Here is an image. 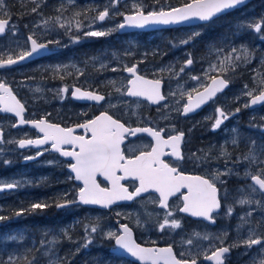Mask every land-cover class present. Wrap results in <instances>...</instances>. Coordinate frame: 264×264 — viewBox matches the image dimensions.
<instances>
[{"label":"rangeland","instance_id":"374dc122","mask_svg":"<svg viewBox=\"0 0 264 264\" xmlns=\"http://www.w3.org/2000/svg\"><path fill=\"white\" fill-rule=\"evenodd\" d=\"M5 1L3 0L0 4V13L6 12ZM61 1L74 4V0ZM82 2L84 3H79L80 6L94 7V11L79 13L80 15L76 17L73 15L72 19L68 20L61 19V23L71 22L70 30L60 27L56 20L51 18L34 19L28 14L22 17L21 25L16 22V18H10L11 23L6 32L7 40L1 39L0 48L8 42L9 49H21L28 35L46 38L47 42H60L58 43L60 45L55 46L59 50L69 48L62 57L51 62L49 60L47 64L39 67V77L42 76L40 80L30 79L31 74L25 77L30 70H37V68L23 66L14 70L15 77L10 80V84L16 89L15 92L23 95L24 102L31 107L33 105L35 111L42 116L73 117L78 112L86 114L92 109L89 105L77 108L71 102L67 92L71 85L77 84L82 88L98 89L97 91L107 94V100L97 105L98 110H109L119 118L123 116L141 122L143 115L150 113L152 108L144 101L130 99L124 95L127 77L123 70L131 65H138L142 75L151 79H164V94L167 100L153 108L159 113V121L155 119V123L173 124L188 94L194 92L193 89L204 86L205 80L207 82L212 74L214 76L220 72L229 73L235 70L237 77L230 79L233 82L232 88L220 94L201 115L193 119L179 120V123L198 131L199 138L196 137L197 140L194 143L198 154L200 149L208 143L206 148L208 147L211 154L210 156L206 154L205 158L206 161L210 160L211 167L207 171L209 173L206 172L207 175L204 176L212 179L217 173L221 174L220 179L216 181L222 189L220 197L224 200L223 209L216 216L220 220L213 228L206 225L201 227L205 235L212 237L211 240H204L198 238L193 232L199 229L198 226L185 224L181 220L180 227L166 226L161 231L159 224L163 223V217L159 214L156 204H153L152 197L137 201L131 206L117 207L112 214L101 211H81L76 207L57 209L56 217L60 223L54 228L43 226L34 228L33 233L22 242L19 241L22 237L20 232L18 238L12 240L14 231H10L7 238L9 244H5L4 237L0 235V264H5L9 256H13L22 264H26L25 257L28 260L35 258V264H49L50 259H56V257H59L58 264H128L110 253L114 239L110 238L108 233H119L113 214L138 230L143 242L151 238L153 231L163 234L165 240L177 241L180 243L179 253L188 257L187 259H192L194 256L201 259L203 252L206 251L209 254L218 247L227 246L232 251L226 258L227 264H252L250 257L256 254L259 246L254 245L246 253V248L241 241L247 237L249 227L255 228L257 235L264 238V194L256 192L251 195V198L254 201H260V204L241 206L237 201L242 195L248 193L247 185L251 183L250 179L245 177V170L250 166L243 158L250 151H254L261 159H264V143L257 142L255 136L245 132L241 124V117L244 115L249 122L254 118L264 120V105L253 109V112L245 107L250 99L245 94L246 91L257 89L258 93L260 82L264 80V0L252 1L230 12L233 15L228 23H226L227 20L215 19L209 26L201 24L155 32L122 34L118 32L117 25L123 21L125 14L135 11V4H139L146 13L179 5L173 6L169 4V0L161 2L157 0H82ZM94 2L96 6H93ZM105 8H108L109 16L104 21H99L96 17ZM45 21L49 22L45 24ZM77 21L81 24L79 28H77ZM257 23H262L260 32H256L251 27ZM217 28L222 29L219 35L206 39L202 44L199 43L197 46H201V50L199 53L195 52L194 39L201 37L204 30ZM89 31H103L106 34L104 36L86 35ZM63 32L66 36H62ZM6 48L5 51L8 54L9 50ZM233 48L237 49L235 53H231ZM229 53L232 54L233 65L226 71H221L220 61ZM236 56L240 59L236 60ZM189 57L193 63L186 65L185 62ZM211 65H216V69L210 70ZM181 68H184L183 72L180 71ZM193 76L199 79L193 80ZM245 85L248 86L247 89ZM65 88L68 89L67 92L64 91ZM143 108L145 110H142ZM217 109L224 111L229 118L224 120L218 128L213 129L215 119L219 116ZM236 109H239V112ZM179 117L182 118L181 115ZM257 123L259 122H256L254 126L250 123L246 125L255 129L264 128V122L260 123L259 127ZM233 140L237 143L233 144ZM244 147L246 154L238 150ZM222 152H226L227 155H222ZM6 155V153L0 155V162ZM13 166L14 164L9 161L0 164V184L18 182L19 188L33 184L34 175H23L25 173L13 175ZM250 170L254 173L256 167L251 166ZM44 181H46L45 177H41L38 183L42 184ZM235 181L241 193L236 187H230V184H235ZM39 188L45 189L43 185ZM15 193L16 191L0 194V199L9 195L13 196ZM2 200H0L1 210ZM228 207L233 209L231 216L226 214ZM249 211L252 212L251 217L246 216ZM23 215L20 218L25 217ZM67 216H74L81 222L80 236L70 237V231L75 228V225L71 222L72 219L64 220ZM242 216L248 223L241 221ZM242 224L243 227H240ZM92 226H97V232H91ZM5 227L7 229V226ZM1 232L2 229L0 234ZM172 232L179 233L182 237L179 238ZM186 234L189 236L187 237ZM191 238L198 241L193 242L194 246L189 247L186 241ZM89 239L91 243H88ZM41 241H44L45 246L51 250L50 256L44 254ZM11 242L14 244L12 245Z\"/></svg>","mask_w":264,"mask_h":264},{"label":"snow or ice","instance_id":"6c2138e0","mask_svg":"<svg viewBox=\"0 0 264 264\" xmlns=\"http://www.w3.org/2000/svg\"><path fill=\"white\" fill-rule=\"evenodd\" d=\"M35 2V0H33ZM244 0H186L180 7L169 8L159 11H149L144 13L143 8L139 4L134 5L135 11L130 15L124 16V22L118 27H144L147 24H170L178 23L182 21H188L191 19H198L200 21L210 20L213 16L221 13L225 10L236 7L242 4ZM3 0H0V4ZM37 7H33L31 11L37 12ZM61 9H57L60 12ZM80 15L79 13L76 14ZM109 16L108 8L99 12L96 19L104 21ZM6 17V18H4ZM10 14L7 12L0 13V34L5 33L6 29L10 25ZM56 22L62 28L70 30L71 22L67 24L61 23V17H55ZM49 21H45L47 24ZM81 26L77 21V28ZM256 32L262 30V23L251 25ZM106 33L103 31H89L86 35L89 36H104ZM28 41L31 42L30 50L23 51L16 58L12 55H8L6 59L0 56V68L11 66L16 64L20 60H24L25 57H30L34 53L45 49L47 45L37 42L33 35L28 36ZM49 43H52L50 41ZM188 43V41H183ZM220 51V50H218ZM237 49L233 48L231 53H235ZM246 52V50H245ZM229 53L220 61V70L226 71L227 68L233 65L232 54ZM236 60L240 57L236 56ZM186 65L193 63L189 57L186 60ZM216 65H211L210 70H215ZM125 70L132 74V78L127 81L125 94L131 97H144L152 103H158L164 99V96L160 92V80H148L143 76L137 74L136 65L126 67ZM115 71V69H113ZM181 72L184 68L180 69ZM83 75V73H80ZM193 80H198L199 77L193 76ZM212 84L210 86H204V91L197 92L195 100L191 93L188 94V103L183 107V114H187L199 107L207 99L215 96V94L221 91L227 84L224 79H218L212 77ZM248 86L245 85V89ZM39 91V89H37ZM68 91L67 88L64 89ZM120 91V89H117ZM196 91V89H193ZM79 94L78 98H83L97 103L104 101L103 95L91 92L81 91L80 88H76L73 95ZM250 97V102L245 104V107H249L256 104L264 103V80H261L259 91L257 89H251L245 93ZM0 111L5 113H14L16 117H19V124L30 123L32 126L43 133L42 138L38 139H21L15 141L20 148H24L29 145L42 146L51 143V148L59 152L64 157H71L74 162L69 164L71 172L75 173V180L82 181L83 186L79 188L77 193L78 202L83 204L101 205L108 207L116 201H131L135 197H139L142 193L148 192L150 189L158 193L159 207L163 209L169 208V198L180 194L182 200V207L179 208L180 212L188 213L194 217H201L212 223H215V218L212 215L218 209L221 208L219 189L217 188L216 181L220 179V173H217L212 179L205 178L204 176H190L185 175L179 171L177 167L165 162L162 159L166 153L165 149L170 148V155L177 160H182L183 156L180 151V145L184 136L183 132L176 135H170L165 139L161 133V130H155L151 127H137L129 128L125 127V124L121 123L117 119H113L106 111L101 112L100 115L94 119L85 121L82 124H77L75 128H63L57 124L47 122L45 119L36 121H25L23 119V112L25 111L24 105L13 94L12 89L4 82L0 81ZM239 112V109H236ZM219 116L215 119L213 129L218 128L224 120L229 117L221 109H217ZM18 125H13L16 127ZM76 128L83 129L85 133L89 135H75ZM148 133L154 138L155 144L151 147L150 151H141L138 155L132 157H126L121 150V144L124 141L125 134L136 135L137 133ZM13 141H8L12 143ZM5 143L3 140V133L0 131V144ZM237 143L233 140V144ZM64 145L71 146V150H65ZM222 155H227L226 152H222ZM34 157H26V159H33ZM249 166H255L256 171L253 173L250 167L245 170V177L251 180V183L247 185L249 189L246 195H242L238 199L237 203L241 206L251 205L253 203L260 204V201H254L251 195L256 192L264 194V159H261L256 152L250 151L244 158ZM239 160V158H238ZM97 176H103L110 184V187H101L97 181ZM132 178L138 181V186L135 190L130 192L128 188L121 183V181ZM19 186L18 182L3 183L0 184V191L11 190ZM186 189V191H182ZM227 198V193H225ZM77 201H67L63 203H57L56 207H67L71 203ZM48 205L43 203L32 204V209L44 208ZM233 212L232 207L227 208L226 214L231 216ZM21 212H17L16 215H20ZM172 211H167L163 218V223L159 224L161 231L166 226L171 228L180 227L179 222L176 219H169L172 217ZM247 217L252 216V212L246 213ZM5 217L0 216V220ZM241 221L248 223L244 216L240 217ZM243 227V224L240 225ZM122 233L117 234L115 232H109L108 236L115 240L116 246L127 251L132 256L138 257L143 261H150L151 264H197V258L194 256L192 259H178L173 252L171 246L166 248H143L132 239L131 229L127 225H122ZM87 231V228L85 229ZM97 226L91 227V232H97ZM66 234V233H65ZM198 238L204 240H211L212 237L208 235L200 236L196 234ZM53 243V242H49ZM88 243H91L89 239ZM187 244L193 243L192 239L186 241ZM222 243V241H221ZM241 243L246 248V253L252 249V247L259 246L254 256L250 257L252 264H264V238L257 235L256 229L253 227L248 228V234ZM41 247L44 248V254L46 256L51 255V250L45 246V242H40ZM86 246V245H85ZM229 252L228 247H219L216 250L211 251L208 254L203 252L205 260L214 261L215 264H222V257L225 253ZM26 264H35V258L28 260L24 258ZM59 257L56 259H50L49 264H58ZM5 264H17V259L13 256H9Z\"/></svg>","mask_w":264,"mask_h":264},{"label":"flooded vegetation","instance_id":"af4514ba","mask_svg":"<svg viewBox=\"0 0 264 264\" xmlns=\"http://www.w3.org/2000/svg\"><path fill=\"white\" fill-rule=\"evenodd\" d=\"M50 1L53 0H36V2H33L34 7H37V5L42 4V3H48ZM58 2H62L61 0H56ZM77 2H81L82 0H76ZM41 11V6L39 5L37 8V12H35L34 14L32 13V11H30V16L33 17L34 19H37L38 16H40L41 14H36L38 12ZM28 14H24L22 17H25ZM42 18V15H41ZM133 33H138V32H133ZM30 36V35H28ZM28 36L26 37V40L24 42V46H22V48H18V49H9L8 48V42L4 43L3 48H0V56H3L4 59L7 58L8 54L12 55L13 58L17 57L19 54H21L23 51H27L29 50V43H28ZM63 36V34H62ZM33 38H35L37 40V42L39 43H43L46 44L48 47H53L54 51L47 54V55H41V56H37L35 58H33L32 60H30L29 62H27L26 64H23L22 66L19 67H23V66H27L29 68H37V70H30V74L32 75L30 77V79L32 80H40L42 78L39 77L40 75V71H39V67L45 65L48 63V61H54L60 57H62L64 55V52L68 51V50H64V49H58L57 47H55L56 45H60L58 43L60 42H56V41H52V43L47 42L46 38H40L39 36L33 35ZM7 40L6 36L3 38V40ZM0 42H2L1 38H0ZM82 45V44H81ZM7 47V48H6ZM10 47V46H9ZM6 50H9V53L7 54ZM15 52V53H14ZM138 66V65H137ZM19 67H14V68H0V81L7 83L8 85L11 86L12 90H14V87L12 86V84H10V80L12 78L15 77V73L14 70L19 69ZM44 69V68H42ZM125 73V69L123 70ZM164 80V79H163ZM210 80V79H209ZM209 80L207 82H209ZM206 82V83H207ZM205 83V84H206ZM230 83V88H232V82L229 80ZM204 86L200 87L203 88ZM92 89V88H89ZM198 89V90H200ZM93 90L92 91H97ZM97 92H102L103 94H105V100H107V94L103 91H97ZM196 91H194L193 93H195ZM67 93L70 94V92L68 91ZM192 93V94H193ZM28 93H27V97H28ZM17 97L19 98V100H21V102L24 105L25 111L23 113V119L25 121H29V120H40L42 118H45V120H47L48 122L52 123V124H57L60 127L63 128H75V126L77 124H82L87 120H90L91 118H93L94 116H96L99 112L103 111V110H98L96 107L97 103H83V102H76V101H72L76 107H83L84 105H89L90 107H92L91 110H89L86 114L83 113H77L76 116L73 117H67L66 115H63L62 118H57L54 117L52 115H48V116H42L39 112H36L34 109V106L32 105V107L29 104H26L23 100V95H17ZM70 97V95H69ZM217 98V97H216ZM27 99V98H26ZM139 101H143L141 99H137ZM146 102V101H144ZM152 109H150V113H148L146 116L143 115V121L141 122H136L134 121V119L128 118V117H120L122 119V121L125 123V125L129 128H133V127H151L155 130H163L161 135L167 139L170 135H176L180 132L184 133L181 145H180V151L181 154L183 156L182 160H177L175 157L171 156V149L170 148H166L165 152L168 153L165 156L162 157V159L165 160V162L171 164L174 167H177L179 171L183 172L185 175H207V171H209L210 167H211V162L208 159L206 161L205 155H209L211 154L210 150H208V147L206 148L205 144L203 149H200V154H198L197 149H196V145L195 143V139L197 137L198 131L196 129L193 128H189L188 125L186 124H181L179 123L180 119H193L194 117H197L199 115H201L206 107L205 106L201 111H199L196 114H193L191 116L188 117H184L181 115V112L179 114V116L181 115L182 118H180L179 116H177L176 122L173 124L170 123H162L160 122L155 123V119L158 120V115L159 113L156 112L155 108L156 106H150ZM78 110V109H77ZM142 110H145L144 108ZM109 111V110H107ZM182 111V110H181ZM15 118L12 115H9L8 113H3L0 111V130H2L3 132V137H4V141L5 143L0 144V155L3 153H6L7 155L5 157H2V160L5 161H9L10 163L14 164L13 166V175H34L35 178L33 179V184L31 185H26L22 188H19L20 185L16 188H14V190L16 191V193L13 195V198L16 199L17 201H19L20 199H22V195H20V192L23 191H27L30 190L31 192H34V190L36 188H39L41 185H43L45 187V190H47V194H50V196H60V199L55 201V204L57 203H63L65 200L67 201H76L78 195V191L79 188L83 186L82 182L80 181H76L75 180V173L71 172V169L69 167L70 163H73L74 160L71 157H64L62 155H60L59 152L55 151L54 149L51 148V143L46 144V145H42V146H36V145H29L25 148H20L18 143H16L15 141H19L21 139H38V138H42L43 137V133H40L38 131V129L36 128H32L29 125H24V126H20V127H13V125L15 124ZM159 121V120H158ZM75 135H89L90 133H85V131L83 129L80 128H76L75 130ZM199 138V137H197ZM8 141H13L12 143H8ZM155 144V140L153 137H151L148 133H139L136 135H128L125 134V138L123 143L121 144V150L123 151V153L125 154L126 157H132L135 155H138L141 151H150L151 147ZM63 148L65 150H71V146L69 145H64ZM26 157H34L33 159H26ZM222 161V160H221ZM1 163V162H0ZM3 163V162H2ZM220 164H223V162H220ZM207 172V173H206ZM41 177H45V180L42 184H39L38 182H40ZM205 178H208L206 176H204ZM97 181L98 183H100V185L102 187H106L107 183L102 179L101 176H97ZM124 185H126L130 190H134V188L137 186V182L134 180H126L123 182ZM217 187L219 188V186L217 185ZM220 189V188H219ZM182 191H186V189H182ZM152 197V202L153 204H156V208L159 211V214L161 215V217L164 218V215L167 211H172L173 215L172 217H170L169 219H176L178 222H180V220L182 222H184L185 224L188 225H195V226H205L204 224L198 223L200 221H196L193 220L192 218L183 215L180 213L179 208L182 207V200L180 199V194L177 193L176 195L172 196L169 198L168 204H169V208L168 209H163L161 207H159V203H158V194L157 193H149L146 194L145 196L135 200L133 203L125 205H119L113 208H110L108 211L105 210H100L98 208H88L83 206L80 203H71L69 206L65 207V208H72V207H76L78 209H80L81 211H85V210H90V211H101V212H108L110 214H112L113 210L117 207H125V206H131L133 204H135V202L143 200L145 198H149ZM3 198H1L0 200H2ZM32 206V205H31ZM57 209H59L58 207H56ZM43 212V211H42ZM43 214L45 215V213L43 212ZM113 220L116 223V219H119L117 217H115V215L113 214ZM56 221V219H55ZM120 223H123L124 221L122 219H120L119 221ZM118 223H116L117 227H118ZM80 224L76 223L75 225V230H71L70 231V237H73L75 232L77 231V229L79 228ZM18 227V226H16ZM29 229V234L33 233L34 230V225L32 224L31 226H28ZM133 231L135 234V238L136 240L144 245H148V246H165V245H169L171 247H173L175 254L178 258H188L186 256H184L183 254L179 253L178 249H179V244L177 241L174 240H165L163 239V234H158V232L153 231L152 236L150 239H148L147 242H143L141 236V233H139L138 230H136L134 227ZM14 236L15 238H18V234L19 231L16 228L14 230ZM185 242H182V244H184ZM186 244V243H185ZM189 247L190 246H194V244L192 243L191 245L187 244ZM184 245H182L183 247ZM186 247V246H184ZM116 257V256H115ZM120 259V258H118ZM125 262H127L128 264H151L149 262H145V263H139L130 259H126L123 258ZM225 264H227V260L225 261Z\"/></svg>","mask_w":264,"mask_h":264},{"label":"trees","instance_id":"16d2710c","mask_svg":"<svg viewBox=\"0 0 264 264\" xmlns=\"http://www.w3.org/2000/svg\"><path fill=\"white\" fill-rule=\"evenodd\" d=\"M157 1L161 2L163 0H157ZM185 2L186 0H169V4L173 6L180 5L181 3H185ZM5 3H6V8H5L6 12L10 14V17L18 19L19 22L21 23L23 22L22 16L24 14H30L29 11H31V6L33 2L31 0H6ZM78 6L79 5L77 4L67 5V3L58 2L56 0H53L48 3H43V5L41 6V10H42V15H43V12L46 11L44 12V14H46L47 16H60L66 19L73 17V15H75L76 17L77 13L82 14V13H87L89 11H92L90 7L83 6V7L78 8ZM58 8L61 9L60 12H57ZM232 15H233L232 13H227L216 19H219V20L223 19L224 21L227 20L226 23H228V20ZM209 25L211 24H208L207 26ZM221 31L222 29H218V28L204 30L203 33L201 34V37L194 39L195 52L198 51L197 53H199V51L201 50L200 49L201 46L200 47L197 46L199 45V43L202 44V42H204L206 39H212V38L217 37ZM162 48L163 47H161V49ZM219 74L224 76L228 80L232 79L233 77H237V72L235 70L229 73L220 72ZM256 122H259L257 123L259 127V124L263 123L264 120L260 118H254L251 120V122H249L246 119L245 115L244 117H241V124L243 125V129L245 130V132L250 133L251 136L254 135L257 142L261 141L264 143V128L255 129V128H251L246 125L247 123H250V124H253L254 126ZM238 150H242L241 152H243V154L246 153L245 147L240 148ZM237 186L238 184L236 181H235V184H230V187H237ZM43 189L44 188H37L34 190V192H31L30 190L20 192V195H22V199H20L19 201L14 199L12 196L6 197L3 200L4 209L0 210V216L5 217V219L0 220V229H2L1 237L2 238L4 237L5 244H9L7 240L8 232L12 231L14 228H17L18 231L21 233L22 237L20 239V242H22L26 238V236L29 234L30 228L28 226H31L33 224L34 228L36 229L38 227L46 225L45 224L46 222H49L50 228H54L57 226L58 223H60L59 222L60 220L59 219L57 220V217H56L57 208L55 207L56 206L55 201L60 196H50V194H47V190L45 189L43 190ZM34 203H43L48 206L44 208L32 209L31 205ZM42 211L45 213V215L43 214ZM17 212H21V214L16 215ZM22 215L25 217L20 218ZM15 217H18V218L14 219ZM70 219H72L71 222H73L74 225H76V223H79L81 225V222L79 221V219L75 218L74 216L73 217L67 216L64 220H70ZM48 220H51V221H48ZM5 226H7V229ZM72 229L75 230L74 228ZM74 236L76 237L80 236L79 228L75 232ZM188 236L189 234L187 235V237ZM11 244L13 245L14 243L11 242ZM17 264H22V262L19 261L17 262Z\"/></svg>","mask_w":264,"mask_h":264},{"label":"water","instance_id":"95a60500","mask_svg":"<svg viewBox=\"0 0 264 264\" xmlns=\"http://www.w3.org/2000/svg\"><path fill=\"white\" fill-rule=\"evenodd\" d=\"M250 0H244V2L242 3V4H239V5H237L236 7H240V6H242L243 4H245V3H247V2H249ZM236 7H234V8H236ZM234 8H231V9H228V10H225V11H223V12H221V13H218V14H216L215 16H213L212 18H214V17H216V16H218L219 14H222V13H225V12H228V11H230V10H232V9H234ZM145 13V12H144ZM145 14H147V13H145ZM127 15H130V14H127ZM211 18V19H212ZM207 21H209V20H207ZM207 21H200V20H198V19H191V20H188V21H182V22H178V23H170V24H152V23H150V24H147V25H145L144 27H129V26H126V27H124V28H119L118 27V30H121V31H154V30H158V29H162V28H169V27H178V26H188V25H193V24H198V23H204V22H207ZM123 23V22H122ZM121 24V22L119 23V25ZM118 25V26H119ZM4 34V33H3ZM3 34H0V36H2ZM28 43H29V49L31 48V42L30 41H28ZM51 52H53V50H50V49H48L47 47L45 48V49H42V50H40L39 52H37V53H34L32 56H30V57H25V59L24 60H20V61H18L16 64H14V65H11V66H6L7 68H9V67H14V66H17V65H20V64H23V63H26V62H28V61H30V60H32L33 58H35V57H37V56H41V55H46V54H49V53H51ZM126 73H128L127 71H126ZM128 74H130V73H128ZM216 78H218V79H223L221 76H217ZM145 79H147V78H145ZM148 80H153V79H148ZM212 84V79L209 81V83H208V85L207 86H210ZM226 87V86H225ZM224 87V88H225ZM76 88H80V87H78V86H73L72 87V94H71V98L73 99V100H75V101H80V102H88V103H96L95 101H91V100H87V99H83V98H78L79 97V94H76V95H73V93L75 92V89ZM162 82H161V85H160V92H161V95H163L162 94ZM223 88V89H224ZM81 89V91H91V92H94V93H97V94H100V95H103V94H101V93H98V92H95V91H92V90H86V89H82V88H80ZM204 91V89H202V90H199L198 92H203ZM14 94V93H13ZM196 94H197V92L196 93H194L193 94V99L195 100V98H196ZM217 94V93H216ZM215 94V95H216ZM15 95V94H14ZM16 96V95H15ZM104 96V95H103ZM128 96V95H127ZM129 97H131V96H129ZM215 96H213V97H211L210 99H207L204 103H202L201 105H205L209 100H211L212 98H214ZM17 98V97H16ZM139 98H143V99H146V98H144V97H139ZM18 99V98H17ZM19 100V99H18ZM147 100V99H146ZM165 100V97H164V99L163 100H160L159 102H162V101H164ZM149 101V100H148ZM21 102V101H20ZM102 102V101H101ZM151 104H157V103H152L151 101H149ZM158 102V103H159ZM22 103V102H21ZM100 103V102H99ZM187 103H188V98H187ZM200 105V106H201ZM257 105H259V104H256V105H252V106H249V108L250 109H252L253 107H255V106H257ZM2 112V111H1ZM3 113H5V112H3ZM24 113V112H23ZM8 114H10V115H13V116H15V114L14 113H8ZM23 115V114H22ZM98 115H100V113L98 114ZM97 115V116H98ZM16 117V116H15ZM96 117V116H95ZM94 117V118H95ZM17 118V123L15 124V125H18V126H16V127H20V126H24V125H29L30 127H33L32 126V124H30V123H27V124H23V125H20L19 124V117H16ZM93 118V119H94ZM42 119H45V118H42ZM113 119H116V118H114L113 117ZM117 120H119V119H117ZM30 121V120H29ZM120 121V120H119ZM121 123H123L122 121H120ZM124 124V123H123ZM126 127V126H125ZM135 128H137V127H135ZM140 128H142V127H140ZM1 131V130H0ZM39 131V130H38ZM41 133V132H40ZM140 133H143V132H140ZM137 134H139V133H137ZM25 147H27V146H25ZM24 147V148H25ZM103 179H104V177L103 176H101ZM128 179H132V178H128ZM127 180V179H126ZM133 180V179H132ZM77 181V180H76ZM107 181V180H106ZM123 181H125V180H123ZM78 182V181H77ZM80 182H82V181H80ZM108 182V181H107ZM122 182V181H121ZM109 183V182H108ZM137 183H138V181H137ZM138 186V185H137ZM109 187H110V184H109ZM135 190V189H134ZM149 191H154V190H152V189H150ZM130 192H132V191H130ZM142 195V194H141ZM77 201H78V199H77ZM132 201V200H131ZM131 201H116L115 203H113V204H118V203H126V202H131ZM83 204V203H82ZM113 204H111V205H113ZM83 205H86V204H83ZM88 205H91V204H88ZM91 206H93V205H91ZM96 206H100V207H103V206H101V205H96ZM110 206V205H109ZM104 208H108V207H104ZM220 209H218L216 212H218ZM188 214V213H187ZM190 215V214H189ZM190 216H192V215H190ZM193 218H197V219H203V220H205L204 218H201V217H194V216H192ZM206 222H208V223H210L211 225H214L215 223H216V221H215V223H212V222H210V221H206ZM122 225H127L126 223H123ZM122 225H120L119 226V229H120V231H121V233H122V228H121V226ZM128 226V225H127ZM132 232V231H131ZM120 233V234H121ZM132 239L134 240V237H133V234H132ZM135 241V240H134ZM116 245V244H115ZM141 246V245H140ZM141 247H143V248H166V247H169V246H161V247H146V246H141ZM113 251L115 252V253H117V254H119L120 256L122 255V256H124L125 258H129L130 260H134V261H137V262H139V263H145V262H149V263H151L150 261H143V260H140L138 257H135V256H132L130 253H128L127 251H125V250H123V249H121V248H119L118 246H116V248H114L113 249ZM174 252V251H173ZM230 252V251H229ZM228 252V253H229ZM228 253H225L224 255H223V257H222V264H224V256L225 255H228ZM211 254V253H210ZM204 261L206 262V263H208V264H215V262L214 261H208V260H205L204 259Z\"/></svg>","mask_w":264,"mask_h":264},{"label":"bare ground","instance_id":"6f19581e","mask_svg":"<svg viewBox=\"0 0 264 264\" xmlns=\"http://www.w3.org/2000/svg\"><path fill=\"white\" fill-rule=\"evenodd\" d=\"M252 1H255V0H250L249 2L243 4V5L240 6V7H236V8H234V9L228 11V12H225V13L219 14L218 16H216V17L210 19V20L207 21V22L213 21V20H215L216 18H218V17H220V16H222V15H224V14L230 13V12H232V11L238 9V8H241V7H243L244 5H247L248 3L252 2ZM180 6H182V5H179V6H177V7H180ZM165 10H168V9H165ZM128 14H132V13H128ZM125 15H127V14H125ZM125 15H124V16H125ZM124 16H123V21H122V22H124ZM122 22H121V23H122ZM201 24H206V22H204V23H198V24H193V25H188V26H178V27L162 28V29H158V30L174 29V28H183V27H189V26H197V25H201ZM156 31H157V30H156ZM118 32H119L120 34H122V33H129V32H131V31H124V30L121 31V30H118ZM217 76H221L224 80L227 81V84H226V87H225L224 89H222L221 91L217 92V94H216L215 97H214V100H215L216 97H218L220 94H222V93H224V92H226V91H228V90L230 89V83H229V80L226 79L224 76L219 75V74L214 75V76H212V77H217ZM233 78H234V77H233ZM150 79H151V78H150ZM229 79H230V78H229ZM232 80H233V79H232ZM234 80H235V79H234ZM209 81H210V80H209ZM230 81H231V80H230ZM234 82H235V81H234ZM202 89H204V88H201L200 90H202ZM193 94H194V93H193ZM193 94H191V95H193ZM187 98H188V97H187ZM187 98L185 99V104H184V105L187 104ZM249 102H250V99H249ZM184 105H183V107H184ZM263 105H264V103H261V104L255 106V107H253L252 110H253V109H256V108H259V107H261V106H263ZM183 107H182L181 115L184 116V117H188V116H191V115H193V114L198 113V112L201 111L205 106H204V105H201V106L195 108L193 111L187 113L186 115L183 114ZM143 127H145V126H143ZM190 176H201V175H190ZM217 188H218V187H217ZM218 189H219V188H218ZM149 193H156V192H155V191H148V192H146V193H142V195H140L139 197H135L131 202L113 204V205L108 206V208H104V207H100V206H96V205H93V206H91V205H84V206H85V207H88V208H98V209H100V210L108 211L110 208H113V207H116V206H119V205H122V204H125V205L131 204V203H133L135 200H137V199H139V198H141V197H143V196H145L146 194H149ZM157 194H158V193H157ZM219 198L221 199V197H220V191H219ZM75 203H76V202H75ZM69 205H70V204H69ZM69 205H68V206H69ZM59 209H65V207H63V208H59ZM119 221H120V219H116V223H118ZM204 221H207V220H204ZM217 223H218V222H217ZM120 225H122V223L119 222V224H118V230H119V233H118V234L121 233V231H120V229H119V226H120ZM128 225H129V224H128ZM216 225H217V224H216ZM216 225H215V226H216ZM128 227L131 229L132 234H133V237H134V240H135V242H136L137 244H139V245H141V246H146V247H158V246H148V245H144V244L139 243V242L136 240V238H135V234H134L133 228H132L130 225H129ZM221 247H227V246H221ZM114 248H116L115 240L113 241V246L110 248V253L113 254L114 256H116L117 258H120V255L117 254V253H115V252L113 251ZM218 248H219V247H218ZM228 248H229V247H228ZM215 250H216V249H215ZM229 251H230V252L228 253L227 257H228V256L231 254V252H232L230 248H229ZM209 254H210V253H209ZM227 257H226V258H227ZM123 258H125V257L121 255V258H120V259H123ZM226 258H225V260H224V264H225V261L227 260ZM123 260H124V259H123Z\"/></svg>","mask_w":264,"mask_h":264}]
</instances>
